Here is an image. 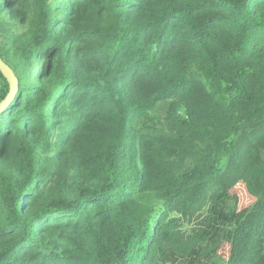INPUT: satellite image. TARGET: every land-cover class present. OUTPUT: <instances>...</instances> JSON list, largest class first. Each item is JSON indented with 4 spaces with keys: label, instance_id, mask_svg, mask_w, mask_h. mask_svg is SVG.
<instances>
[{
    "label": "trees",
    "instance_id": "trees-1",
    "mask_svg": "<svg viewBox=\"0 0 264 264\" xmlns=\"http://www.w3.org/2000/svg\"><path fill=\"white\" fill-rule=\"evenodd\" d=\"M0 57V264H264V0H0Z\"/></svg>",
    "mask_w": 264,
    "mask_h": 264
},
{
    "label": "rangeland",
    "instance_id": "rangeland-1",
    "mask_svg": "<svg viewBox=\"0 0 264 264\" xmlns=\"http://www.w3.org/2000/svg\"><path fill=\"white\" fill-rule=\"evenodd\" d=\"M231 194H234L236 199H237V209H242L244 207H247L248 205L251 204V202L253 201V197L250 196L242 183L237 184L231 191ZM231 195V197H228L226 200V205L224 207V213H226L227 217L223 218V222L220 223L222 229L224 231H227L228 229H230L231 227H233L234 225V220L231 217V214L233 213V211L235 210V204H236V200L234 198V196ZM218 257H213V259H211V264H225L224 261L228 256V243L223 242L218 250L217 253ZM164 264H186V263H173V262H165ZM188 264H192V263H188Z\"/></svg>",
    "mask_w": 264,
    "mask_h": 264
},
{
    "label": "water",
    "instance_id": "water-1",
    "mask_svg": "<svg viewBox=\"0 0 264 264\" xmlns=\"http://www.w3.org/2000/svg\"><path fill=\"white\" fill-rule=\"evenodd\" d=\"M0 72L8 82V92L4 99L0 101V111H2L14 98L18 89V79L14 71L0 57Z\"/></svg>",
    "mask_w": 264,
    "mask_h": 264
}]
</instances>
